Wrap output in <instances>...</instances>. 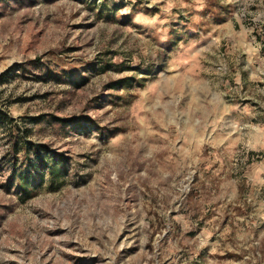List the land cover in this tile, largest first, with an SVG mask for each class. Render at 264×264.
Wrapping results in <instances>:
<instances>
[{
	"label": "rangeland",
	"instance_id": "obj_1",
	"mask_svg": "<svg viewBox=\"0 0 264 264\" xmlns=\"http://www.w3.org/2000/svg\"><path fill=\"white\" fill-rule=\"evenodd\" d=\"M0 106V264H264V0L0 2Z\"/></svg>",
	"mask_w": 264,
	"mask_h": 264
},
{
	"label": "trees",
	"instance_id": "obj_2",
	"mask_svg": "<svg viewBox=\"0 0 264 264\" xmlns=\"http://www.w3.org/2000/svg\"><path fill=\"white\" fill-rule=\"evenodd\" d=\"M6 0H0V2H3ZM8 114L5 113V111L2 109V106H0V125L3 121L8 120ZM36 161L30 160V167H34L35 163H38L39 165H42L44 168L47 169V172L50 176V183L51 185H55L61 182L62 177H64L63 170L65 169V162L66 158L61 155H53L45 160L43 156L39 154V151H36ZM36 168V167H35Z\"/></svg>",
	"mask_w": 264,
	"mask_h": 264
}]
</instances>
